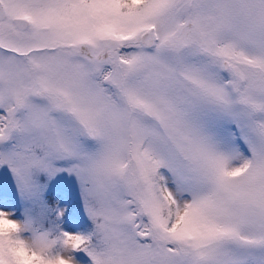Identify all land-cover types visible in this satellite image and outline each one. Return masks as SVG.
Instances as JSON below:
<instances>
[{
	"label": "snow or ice",
	"instance_id": "1",
	"mask_svg": "<svg viewBox=\"0 0 264 264\" xmlns=\"http://www.w3.org/2000/svg\"><path fill=\"white\" fill-rule=\"evenodd\" d=\"M0 264H264V0H0Z\"/></svg>",
	"mask_w": 264,
	"mask_h": 264
}]
</instances>
